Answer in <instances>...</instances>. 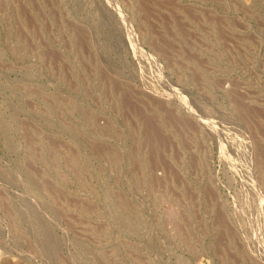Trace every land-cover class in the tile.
I'll return each mask as SVG.
<instances>
[{
	"label": "rangeland",
	"instance_id": "rangeland-1",
	"mask_svg": "<svg viewBox=\"0 0 264 264\" xmlns=\"http://www.w3.org/2000/svg\"><path fill=\"white\" fill-rule=\"evenodd\" d=\"M0 264H264V0H0Z\"/></svg>",
	"mask_w": 264,
	"mask_h": 264
}]
</instances>
